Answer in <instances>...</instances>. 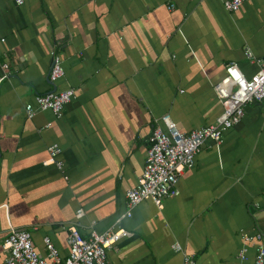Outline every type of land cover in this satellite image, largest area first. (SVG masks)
<instances>
[{
    "label": "crops",
    "instance_id": "1",
    "mask_svg": "<svg viewBox=\"0 0 264 264\" xmlns=\"http://www.w3.org/2000/svg\"><path fill=\"white\" fill-rule=\"evenodd\" d=\"M246 48L264 55V0L235 12L224 0H0V67L9 63L0 81V264L10 224L32 229L43 257L50 236L62 259L68 224L78 221L84 236L110 228L128 208L156 120L170 112L185 132L215 122L223 106L214 84L226 64L257 69ZM53 51L66 71L56 83ZM68 87L76 97L62 118L27 117L37 94ZM54 142L64 172L44 164ZM177 187L162 209L147 199L123 220L131 235L108 250L111 264H183L184 254L255 264L256 243L242 232H261L264 243V100L247 104L220 145L207 140Z\"/></svg>",
    "mask_w": 264,
    "mask_h": 264
},
{
    "label": "built area",
    "instance_id": "2",
    "mask_svg": "<svg viewBox=\"0 0 264 264\" xmlns=\"http://www.w3.org/2000/svg\"><path fill=\"white\" fill-rule=\"evenodd\" d=\"M22 5L25 0H11ZM253 0H224V7L235 12ZM174 6H172L173 8ZM246 58L257 66L251 75H247L236 61L225 66L223 77L214 84L216 93L222 103L223 112L215 122L193 129L182 131L172 119L170 113H165L160 120H156L150 136V148L147 152L146 164L139 176L136 186L126 192L127 210L119 214L114 224L103 231L92 227L89 234L84 236L78 226V221L67 225L69 255L62 259L58 248L50 236L44 237L48 249L47 257L39 254L33 242V230L17 228L10 224L7 237L2 243L6 252L2 264H111L108 260V250L131 233L124 227L123 220L132 216L133 209L142 201L150 199L158 208L162 209L164 200L180 193L177 187L178 178L188 168L193 167L196 156L207 140H213L217 145L223 141L225 132L241 122L245 115L247 104L264 100V55L256 56L250 48H246ZM0 81L9 75V63L1 65ZM64 61L59 54L52 52V66L49 79L58 82L65 76ZM183 91V90H181ZM76 97L72 87L63 90H51L37 94L33 102L25 105L28 118H33L37 112L50 110L56 118L64 115L65 106ZM49 124L46 125V127ZM48 157L45 165H54L60 171H65V161L62 159V147L54 142L48 145ZM68 179L67 174L64 175ZM85 215L83 208L76 211V220ZM95 222V221H94ZM93 222V225H95ZM243 241L256 243L255 264H264V243L261 232H242ZM177 249H181L177 246ZM241 261L247 259L246 250L239 252ZM183 264H198L194 256L184 254Z\"/></svg>",
    "mask_w": 264,
    "mask_h": 264
},
{
    "label": "rangeland",
    "instance_id": "3",
    "mask_svg": "<svg viewBox=\"0 0 264 264\" xmlns=\"http://www.w3.org/2000/svg\"><path fill=\"white\" fill-rule=\"evenodd\" d=\"M179 33V32H178ZM181 35H183V37H185L187 40H188V42L191 44V45H193L192 44V42H191V39L189 38V36H188V34H186V33H184L183 32V34H181ZM244 59H246L245 58V56H244ZM241 65V64H240ZM223 112V108H222V110H221V113ZM166 113H170V112H166ZM162 115V114H161ZM176 123H177V125H178V127H180V128H182L181 126H180V124L177 122V120L175 119V118H172ZM183 130V129H182ZM184 131V130H183ZM187 170V169H186ZM63 183V181L59 184V186L61 185ZM43 203H45V201H42ZM37 204H31L30 205V207L32 208V207H35ZM6 208H7V210L9 211V205L8 206H6Z\"/></svg>",
    "mask_w": 264,
    "mask_h": 264
}]
</instances>
